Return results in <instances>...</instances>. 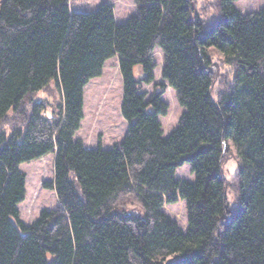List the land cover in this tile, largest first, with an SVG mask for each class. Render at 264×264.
Instances as JSON below:
<instances>
[{
    "label": "trees",
    "instance_id": "16d2710c",
    "mask_svg": "<svg viewBox=\"0 0 264 264\" xmlns=\"http://www.w3.org/2000/svg\"><path fill=\"white\" fill-rule=\"evenodd\" d=\"M132 1L122 22L110 3L71 11L70 0L1 1L0 264H264V6L242 13L216 0L219 15L206 23L194 0ZM155 47L183 109L167 135L162 90H142ZM211 49L233 67L216 97ZM115 55L126 130L108 148H87L75 137L83 88ZM51 82L61 101L47 114L33 96ZM230 145L232 209L222 168ZM49 153L43 187L57 203L26 224L19 165ZM184 163L191 180L175 176ZM178 200L185 229L162 210Z\"/></svg>",
    "mask_w": 264,
    "mask_h": 264
},
{
    "label": "rangeland",
    "instance_id": "374dc122",
    "mask_svg": "<svg viewBox=\"0 0 264 264\" xmlns=\"http://www.w3.org/2000/svg\"><path fill=\"white\" fill-rule=\"evenodd\" d=\"M2 0H0L1 3ZM102 3H110L113 6L116 22H122L127 16L135 11V4L132 0H70V9L81 11H92ZM234 5L242 13L257 11L264 6V0H235ZM194 7L206 22L210 23L219 15L216 0H194ZM215 72L216 91L225 87L230 82L233 67L227 66L222 55L217 51L210 50ZM151 56L156 66L154 68V79L149 84H143L142 90L148 94L162 90L161 98L167 104L165 115H159V121L163 135H167L177 124L178 118L183 111L176 101L174 90L166 83L161 76L162 54L155 47ZM118 57L115 55L104 63L100 76L90 79L83 88V118L75 137L80 138L85 146L96 147L100 144L104 148L119 142L126 130V122L120 114V103L122 97L121 77L118 71ZM162 87V88H161ZM33 98L48 103L46 113L49 114L52 108L61 101V93L51 82L49 85L38 91ZM224 151L226 143L223 145ZM19 168L25 173V194L23 200L18 204L19 219L23 222H31L37 218L42 209L54 208L57 200L53 190L43 187V182L53 178V153L39 157L35 160L23 162ZM223 174L227 181V207L232 209L236 203V191L233 176L237 169L235 149L230 145L222 162ZM175 176L179 179L193 178L190 166L187 163L175 169ZM125 208H136L133 204H127ZM162 210L182 229L186 228V210L183 200L172 204H164Z\"/></svg>",
    "mask_w": 264,
    "mask_h": 264
},
{
    "label": "crops",
    "instance_id": "0c3cea01",
    "mask_svg": "<svg viewBox=\"0 0 264 264\" xmlns=\"http://www.w3.org/2000/svg\"><path fill=\"white\" fill-rule=\"evenodd\" d=\"M73 11H81V10H73ZM125 19H126V18H125ZM125 19H124V20H125ZM84 146H85V145H84ZM85 147H87V148H93V147H89V146H85ZM35 219H36V218H35ZM33 220H34V219H33ZM33 220H32V221H33ZM32 221H31V222H32ZM24 223L28 224V223H30V222H28V223H27V222H24Z\"/></svg>",
    "mask_w": 264,
    "mask_h": 264
},
{
    "label": "water",
    "instance_id": "95a60500",
    "mask_svg": "<svg viewBox=\"0 0 264 264\" xmlns=\"http://www.w3.org/2000/svg\"><path fill=\"white\" fill-rule=\"evenodd\" d=\"M223 145H224V143H223Z\"/></svg>",
    "mask_w": 264,
    "mask_h": 264
}]
</instances>
